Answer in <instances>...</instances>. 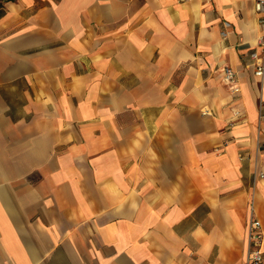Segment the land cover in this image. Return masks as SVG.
Instances as JSON below:
<instances>
[{"label":"crops","instance_id":"0c3cea01","mask_svg":"<svg viewBox=\"0 0 264 264\" xmlns=\"http://www.w3.org/2000/svg\"><path fill=\"white\" fill-rule=\"evenodd\" d=\"M254 3L0 0V264H246Z\"/></svg>","mask_w":264,"mask_h":264},{"label":"built area","instance_id":"2783aa9c","mask_svg":"<svg viewBox=\"0 0 264 264\" xmlns=\"http://www.w3.org/2000/svg\"><path fill=\"white\" fill-rule=\"evenodd\" d=\"M255 11L259 16V26L261 28V35L259 37V46L263 49V52H259L257 49L252 52V57L255 60V75L263 76L264 74V0H255ZM226 27L230 26V22H225ZM228 29L223 31L224 35H227ZM223 82L227 85L232 92L234 98H237L241 93V85L239 72L232 66H226L223 69ZM260 118H264V99L260 98L259 101ZM239 111H237V114ZM259 176H264L263 172L259 173ZM264 231L262 228V222L257 217H252L249 222L248 228V251L246 264H264Z\"/></svg>","mask_w":264,"mask_h":264}]
</instances>
